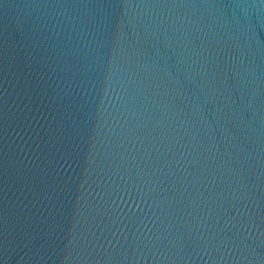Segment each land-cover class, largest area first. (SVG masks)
Here are the masks:
<instances>
[{
  "label": "water",
  "instance_id": "water-1",
  "mask_svg": "<svg viewBox=\"0 0 264 264\" xmlns=\"http://www.w3.org/2000/svg\"><path fill=\"white\" fill-rule=\"evenodd\" d=\"M0 264H264V0H0Z\"/></svg>",
  "mask_w": 264,
  "mask_h": 264
}]
</instances>
